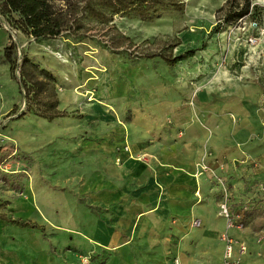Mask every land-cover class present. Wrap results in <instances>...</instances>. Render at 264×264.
I'll return each instance as SVG.
<instances>
[{
  "label": "rangeland",
  "instance_id": "374dc122",
  "mask_svg": "<svg viewBox=\"0 0 264 264\" xmlns=\"http://www.w3.org/2000/svg\"><path fill=\"white\" fill-rule=\"evenodd\" d=\"M180 1L183 11L165 8L149 20L115 16L110 36L108 29L101 32L100 26L92 28V24L89 38L77 44L62 38L27 37L13 30L0 14V149L6 157L0 166V214L28 220L45 231L22 233L0 222V256L7 264H32L48 244L57 248L55 258L62 264L95 261L87 247L89 240L77 238L70 226L76 218L88 220L92 211L99 215L90 188L95 166L91 162L98 156V167L105 165L110 154L105 140L121 143L117 155L123 147L130 153L122 137L134 118L187 91L193 92L187 105L194 108L200 92L245 83L251 76H257L255 83L264 89V0H252L248 18L217 34L213 30L219 23L218 11L227 0ZM115 34L129 39L126 53L135 61L125 48L119 52L113 48L110 39ZM10 37L17 45L19 61L27 56L50 72L48 94L69 117L48 122L28 109L19 72L13 79L3 59ZM177 44L175 55L197 50L195 57L175 68L159 57L136 61L137 52L168 54ZM87 113L92 120L83 121ZM115 163L122 164L120 156ZM208 173L215 186L228 183L215 172ZM258 184L264 188V183ZM16 241L22 247L21 259L12 249ZM75 254L78 261L69 258Z\"/></svg>",
  "mask_w": 264,
  "mask_h": 264
},
{
  "label": "crops",
  "instance_id": "0c3cea01",
  "mask_svg": "<svg viewBox=\"0 0 264 264\" xmlns=\"http://www.w3.org/2000/svg\"><path fill=\"white\" fill-rule=\"evenodd\" d=\"M256 80L200 92L194 108L187 105L193 92L173 95L125 126L129 154L123 147L117 155L121 143L105 140V165L98 167L95 156L90 172L99 215L92 211L88 220L79 217L70 226L77 238L89 240L95 260L90 264H224L225 232L247 246L243 257L236 253L242 264L264 262V245L257 242L264 231V192L258 186L264 183V89ZM92 117L87 113L83 121ZM203 167L228 181L232 210L246 213L243 229L227 228L219 209L222 188ZM14 220L34 227L0 222L22 233L45 232ZM196 220L200 227L193 226ZM20 246L16 241L12 249L21 259ZM47 249L32 264L63 263L55 258V246Z\"/></svg>",
  "mask_w": 264,
  "mask_h": 264
},
{
  "label": "trees",
  "instance_id": "16d2710c",
  "mask_svg": "<svg viewBox=\"0 0 264 264\" xmlns=\"http://www.w3.org/2000/svg\"><path fill=\"white\" fill-rule=\"evenodd\" d=\"M251 1L227 0L224 7L218 11L220 19L213 30L214 34L220 33L225 26L248 18L252 14ZM165 8L183 11L185 6L180 0H0V14L13 30L36 40L62 38L75 44L89 38L88 33L95 26H100L101 32L108 29L107 36L113 34L115 28L110 24L115 16L134 15L142 20H149ZM92 24H94L92 28L88 27ZM110 41L118 52L122 48H125V53L129 51L126 45L129 39L124 36L115 34ZM177 46L178 44L172 45L168 54L149 55L137 52L135 58L137 61L138 59L153 60L159 57L168 67H174L196 55L197 50H190L177 56L174 54ZM126 55L133 60L129 53ZM4 61L10 67L14 78H16V72H19V80L31 112L49 122L68 116L67 112L59 110V102L48 94V87L51 84L50 72L39 68L27 56L19 61L17 45L11 37L4 50ZM5 159L0 149V166ZM243 216L244 222L245 212ZM0 220L13 226L34 227L31 223L14 220L5 214H0Z\"/></svg>",
  "mask_w": 264,
  "mask_h": 264
},
{
  "label": "built area",
  "instance_id": "2783aa9c",
  "mask_svg": "<svg viewBox=\"0 0 264 264\" xmlns=\"http://www.w3.org/2000/svg\"><path fill=\"white\" fill-rule=\"evenodd\" d=\"M255 29H257V23L253 24ZM201 170H207L206 167H203ZM220 186L222 188V201L219 205L220 214L227 221L228 229H243L244 226V216L243 213H237L232 210L230 205V191L228 186L224 184L223 181L220 182ZM264 192V188H262ZM194 227H200V221L196 220L193 222ZM221 242L224 244L225 252H224V264H242L241 259L239 257H243L247 254V246L244 243H240L237 239L230 236L228 232L223 233L220 236ZM258 242L264 245V231L258 236ZM237 248V251H236ZM236 253L239 257H236ZM264 264V263H263Z\"/></svg>",
  "mask_w": 264,
  "mask_h": 264
},
{
  "label": "bare ground",
  "instance_id": "6f19581e",
  "mask_svg": "<svg viewBox=\"0 0 264 264\" xmlns=\"http://www.w3.org/2000/svg\"><path fill=\"white\" fill-rule=\"evenodd\" d=\"M236 56V55H235ZM237 57V56H236Z\"/></svg>",
  "mask_w": 264,
  "mask_h": 264
}]
</instances>
